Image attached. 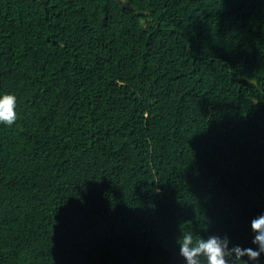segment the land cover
Instances as JSON below:
<instances>
[{"label":"trees","instance_id":"trees-1","mask_svg":"<svg viewBox=\"0 0 264 264\" xmlns=\"http://www.w3.org/2000/svg\"><path fill=\"white\" fill-rule=\"evenodd\" d=\"M5 93L0 264H186V233L258 247L264 0H0Z\"/></svg>","mask_w":264,"mask_h":264},{"label":"clouds","instance_id":"clouds-1","mask_svg":"<svg viewBox=\"0 0 264 264\" xmlns=\"http://www.w3.org/2000/svg\"><path fill=\"white\" fill-rule=\"evenodd\" d=\"M17 97L15 94L5 93L0 96V124L12 127L17 119L15 111ZM251 228L255 233L252 243L256 248H242L240 246L229 247V240L225 236H210L208 239L199 238L194 241L191 233L183 234L179 240L180 255L186 264H201V257L206 259V264H231V260L243 261V264H255L264 254V214L251 222ZM247 257V260L243 258Z\"/></svg>","mask_w":264,"mask_h":264},{"label":"water","instance_id":"water-1","mask_svg":"<svg viewBox=\"0 0 264 264\" xmlns=\"http://www.w3.org/2000/svg\"><path fill=\"white\" fill-rule=\"evenodd\" d=\"M119 1H121V0H119ZM122 7H124V8H128V9H132V8H133L132 6L129 5L128 2H123V3H122Z\"/></svg>","mask_w":264,"mask_h":264}]
</instances>
